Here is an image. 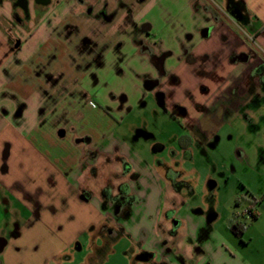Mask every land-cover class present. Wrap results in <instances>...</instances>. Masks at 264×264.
Masks as SVG:
<instances>
[{
    "label": "crops",
    "instance_id": "crops-1",
    "mask_svg": "<svg viewBox=\"0 0 264 264\" xmlns=\"http://www.w3.org/2000/svg\"><path fill=\"white\" fill-rule=\"evenodd\" d=\"M230 1L237 5L239 18L228 12ZM16 2L0 0L1 264H50L72 246L81 247L84 236V249L99 252L118 230L128 237L130 259L137 264H264V198L254 199L246 209L256 218L244 223L247 229L238 238L230 231L231 223L238 221L234 216L221 223L213 202L214 218L207 220L206 208L189 205L179 193L177 175L169 174L161 161L153 166L141 162L131 147L130 160L109 127L156 92L155 97L163 95L159 105L169 99L185 117L194 130L188 137L238 124L254 153L264 151V0H140L149 6L148 14L161 12L164 21L146 16L132 20L128 34L117 40V51L103 54L83 76L81 101L101 111L105 127L96 137L74 134L72 140L83 142L72 152H54V160L42 137L40 79L33 78V66L51 39L53 66L61 59V67H66L72 45L54 32L50 37L47 24H31L37 7L50 4L35 3L29 16ZM119 2L123 8L131 6ZM133 24H147L148 36L133 34ZM107 25L119 29L121 24ZM133 38L142 40L155 56L163 54L160 62L155 65L140 52ZM126 70L129 83L124 89L114 86L113 80L124 77ZM64 72L57 78L51 72V116L71 99L56 96L61 89L70 91L64 83L71 71ZM58 129L55 137H64L67 130ZM252 137L259 142L253 144ZM235 150L239 158L247 157L244 147ZM216 186L209 182L202 191L207 194ZM13 241L23 250L32 247L38 256L29 262L7 259ZM142 254L151 258L138 260ZM75 260L68 258L70 264Z\"/></svg>",
    "mask_w": 264,
    "mask_h": 264
},
{
    "label": "rangeland",
    "instance_id": "rangeland-1",
    "mask_svg": "<svg viewBox=\"0 0 264 264\" xmlns=\"http://www.w3.org/2000/svg\"><path fill=\"white\" fill-rule=\"evenodd\" d=\"M104 1L109 3V11H112L115 16L113 22L96 21L81 15V9L74 0H50V5L42 9L37 7L35 0H30V5L26 7L29 16L36 7L40 9L31 24H47L45 32L50 37L53 35L51 32H54L72 45L70 50L72 59L68 62L69 66L71 64L70 68L68 65L66 67L64 65L62 68L63 61L61 59H58V62L53 66L51 39L39 51L33 66L35 73L33 78L40 79L43 104L40 124L44 128L42 137H46V148L47 151L51 150V159L53 160L56 159L54 152L57 154H64L63 152L66 151L72 152L73 146L77 142H83L78 139L72 140L74 134L85 133L96 137L105 127L99 118L101 111L88 107L84 99L81 101L85 95V89L80 86L83 76L95 66V63L100 62L103 54L117 51L120 45H117V40L123 39L128 34L132 20H139L144 16L158 22L165 19V16L158 11H151L148 14L149 6L140 3V0H123L131 4L129 9L123 8V5L119 6V0H101V3ZM3 3L5 10V1ZM130 9L131 11H128ZM107 24L121 25L119 29H116L115 26ZM83 37L98 44V49L95 52L98 57L94 61L92 55L82 54L80 56L82 47L79 41ZM60 42L63 44L62 46H65L63 41ZM56 47L58 48V46ZM66 51L69 52L68 49ZM89 52L87 50V54ZM62 55L63 51L58 55L59 58ZM64 70L66 73L71 71L70 79L64 83L70 91L63 93L61 89L60 92L54 94L61 97L60 101L67 96L70 97L67 104L72 109L70 110L68 105H65L51 116V72L55 73L57 78L59 72L65 73ZM127 72L126 70L125 76L121 79L113 80L114 86L124 89L130 78ZM155 93L146 97L139 109L135 111L128 109L122 121L110 123L111 133L118 137V141H122L129 155L128 148L134 149L141 162L151 166L158 161L164 163V169L169 174L173 173L174 176L177 175L180 178L181 191L179 193L189 205L207 209L205 214L207 220H213L214 213L210 207L213 202H216L215 212L220 216L221 223L225 222L227 218L232 219L233 216L239 222L248 223L250 219L243 216L245 210L254 199L261 201L264 198V151L259 154L254 153L253 148L249 145L250 142L243 136V132H245L243 127L238 124L233 126L223 124L214 134L204 136L194 132V137H188L187 135L191 134L193 129L187 124L185 117L176 108L173 109L170 106L169 99L159 105ZM62 126L67 130L66 135L55 137V133L58 134V127L63 128ZM251 139L253 144L259 142L256 141L257 139L254 140V137ZM117 143L122 147L121 143ZM239 147H244L247 150L246 158L238 157L240 153L235 149ZM128 157L132 160L131 155ZM122 161L125 162L127 159L124 158ZM110 165H113L111 160ZM129 181L132 180L129 178ZM209 182H213L217 186L214 189H207V194H204L202 187L207 186ZM117 201L119 202V197ZM121 213L119 217H122ZM121 236H123L121 230L114 232L113 237L108 238V241L111 242L110 245L108 244V247L95 253L89 246L84 249L86 240V236H84L80 239L81 247L72 246L56 261L58 264H70L68 258L73 257L76 260L72 264H137L130 259L132 250L129 249L128 237ZM117 237H120L121 240L119 244L113 245L112 242ZM13 239L15 240V238ZM12 245L7 259L16 260L18 258L22 262H29L38 256L32 247L25 250L20 249V245L17 246L15 241L12 242ZM56 261L50 264H56Z\"/></svg>",
    "mask_w": 264,
    "mask_h": 264
},
{
    "label": "flooded vegetation",
    "instance_id": "flooded-vegetation-1",
    "mask_svg": "<svg viewBox=\"0 0 264 264\" xmlns=\"http://www.w3.org/2000/svg\"><path fill=\"white\" fill-rule=\"evenodd\" d=\"M76 5L81 9L80 14L86 16L87 18H92L93 20H100L105 21L107 23L113 22L114 15L113 12L109 11V3L104 1V3H101V0H74ZM17 6L22 10L24 15H27L26 7L27 2L25 0H17L16 2ZM121 6V4H118ZM227 10L228 12L233 15V17H240V12L238 10V7L233 2H228L227 4ZM137 24H133L132 26V33L133 34H144L145 36H148L149 34V26L147 24H142L140 26H136ZM133 41L138 44L140 52L147 54L151 57L153 63L157 65L160 62V59L163 57V54H160L159 56H155L153 54V50L148 47L142 40L136 41V38H133ZM80 56L84 54L85 56L92 55V60L98 55L95 54L96 50L98 49L97 42L87 38L83 37L80 39ZM87 50L90 51L87 54ZM2 242L3 240L0 239V253L2 251Z\"/></svg>",
    "mask_w": 264,
    "mask_h": 264
},
{
    "label": "water",
    "instance_id": "water-1",
    "mask_svg": "<svg viewBox=\"0 0 264 264\" xmlns=\"http://www.w3.org/2000/svg\"><path fill=\"white\" fill-rule=\"evenodd\" d=\"M35 2L39 5H48L50 3V0H35ZM205 34L207 33V31L204 32ZM157 101L159 104H161L163 102V95L161 93H158L156 95ZM214 185L213 184H209V188H213ZM149 258H151V255L149 254H142L140 256L137 257L138 260L141 261H147Z\"/></svg>",
    "mask_w": 264,
    "mask_h": 264
},
{
    "label": "trees",
    "instance_id": "trees-1",
    "mask_svg": "<svg viewBox=\"0 0 264 264\" xmlns=\"http://www.w3.org/2000/svg\"><path fill=\"white\" fill-rule=\"evenodd\" d=\"M255 218L256 215L253 213L252 219ZM246 229H247V225L239 221H234L230 225V231L238 238H241V236L244 234Z\"/></svg>",
    "mask_w": 264,
    "mask_h": 264
},
{
    "label": "built area",
    "instance_id": "built-area-1",
    "mask_svg": "<svg viewBox=\"0 0 264 264\" xmlns=\"http://www.w3.org/2000/svg\"><path fill=\"white\" fill-rule=\"evenodd\" d=\"M243 216L246 218V219H251L253 218V212L252 210H246L243 214Z\"/></svg>",
    "mask_w": 264,
    "mask_h": 264
}]
</instances>
